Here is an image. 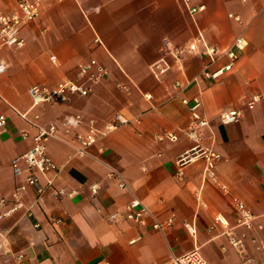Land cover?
Masks as SVG:
<instances>
[{"label":"crops","instance_id":"crops-1","mask_svg":"<svg viewBox=\"0 0 264 264\" xmlns=\"http://www.w3.org/2000/svg\"><path fill=\"white\" fill-rule=\"evenodd\" d=\"M188 1L189 8L204 9L192 14L184 0H44L39 17L22 30L25 46L0 52L8 66L0 74V116L8 122L0 132V199L11 198L23 181L15 177L11 162L31 148L35 131L15 111L30 109L31 87L77 81L79 66L90 60L109 71L87 98L72 97L37 109L42 125L57 124L60 129L47 149L61 169L55 187L65 195L48 193L37 201V189H28L25 208L0 222V264H173L174 257L195 249L209 264H240L227 229L216 218L235 226V196L264 227V0ZM17 4L0 0V15L12 14ZM200 35L221 53L241 35L248 45L234 70L220 81L202 78L209 63L202 55L183 61L169 58L171 70L154 75L151 66L163 57L164 39L185 46ZM97 37L102 46L94 43ZM226 63L222 57L212 69ZM177 81L187 85L181 94ZM254 95H261L262 101L249 111ZM198 96L200 114L209 122L202 130L203 145L222 156L216 174L229 195L205 179L203 160L188 166L184 178L178 177L176 158L193 145L185 135L191 114L182 99ZM231 109L244 116L236 124L223 125L220 116ZM78 115L83 123L68 133L63 124ZM116 115L129 123L101 138L89 156L74 157L76 135L87 134L90 121L105 130ZM27 130L31 137L24 140L21 133ZM167 133L178 135V142L156 140ZM110 167L119 171L128 188L110 176ZM39 180L46 185L45 177ZM135 199L161 221L173 217V230L164 237L126 221L125 209ZM113 214L119 216L110 220ZM184 222L196 226L195 238Z\"/></svg>","mask_w":264,"mask_h":264},{"label":"built area","instance_id":"built-area-1","mask_svg":"<svg viewBox=\"0 0 264 264\" xmlns=\"http://www.w3.org/2000/svg\"><path fill=\"white\" fill-rule=\"evenodd\" d=\"M44 0H18L17 9L9 15H0V52L5 49L19 50L25 46V40L22 38V30L29 23L35 21L41 12L42 3ZM188 0L184 3L188 6ZM190 12L196 14L201 12L204 7H190ZM236 22H241L239 16L230 15ZM96 45L102 46V41L97 37L94 40ZM247 39L239 36L233 46L225 53H221L218 47L208 45L203 36L200 35L193 42L185 46H175L172 42L164 39L162 48V59L153 64L151 69L156 77L171 70V65L168 62L169 58L183 61L188 56L202 55L209 58V63L206 64L205 70L202 72V78L208 81H220L234 70V66L238 62L241 53L247 47ZM222 57H226L227 63L216 70L212 69L213 65ZM8 66L5 61L0 60V74L6 73ZM77 81H63L57 86L51 88L46 85H34L29 93L32 99V106L25 112L15 111V113L28 125L29 128L35 131L32 136V146L24 154L14 158L11 162L12 171L17 178H22L23 181L16 187L11 198L0 199V222L11 217L15 213L23 210L24 195L29 188L37 189V201L45 194H51L54 197L65 195L63 190L55 187V181L58 178L61 169L48 154L47 144L50 140L59 137L60 129L57 124L42 125L40 123L41 116L37 109L43 105L66 103L72 97L87 98L92 92V87L100 83L103 79L109 76L107 68L101 66L96 60H90L79 66ZM190 84V83H189ZM175 88L181 94L187 88V85L180 81L175 83ZM124 89L127 90L126 87ZM145 98L150 99V94H145ZM262 101L261 95H254L247 104L249 111L254 110ZM182 102L186 105L191 114V126L185 131V135L192 142V147L180 154L175 161L178 169V177H185V169L191 164L203 160L205 162L204 177L213 185L220 188L226 195L230 194L228 187L222 184L216 174L218 163L222 160V156L205 147L203 145L202 130L209 127V122L200 114L202 109V101L200 97L193 99L183 98ZM244 112L238 109L224 111L220 116V121L223 125H233L243 118ZM83 119L81 116H76L68 119L64 124V128L69 133L74 127L81 125ZM129 121L122 115H116L114 120L107 125L105 130L97 127L95 121H90L87 134H77L75 137L76 147L74 157L89 156V149L93 147L101 138L108 133L120 127L127 125ZM6 116H0V132L7 127ZM30 131H23L21 137L27 140L31 137ZM158 142L168 141L177 143L179 136L176 134H159L156 136ZM110 176L118 179L122 188H128L127 183L122 175L114 168L110 167ZM40 177H45L47 183L45 186L40 184ZM99 187H92L93 194H98ZM74 193L69 194L72 196ZM233 207L235 210V226L230 228V225L222 219L216 218V223L222 225L226 231V236L230 245L237 251L240 259L249 261V253L246 237L254 234L252 242L258 244V249L263 255L262 264H264V235L260 236V232H264V227L258 224L257 217L253 214L250 208L244 201L238 197H232ZM119 215L113 214L109 217L110 220L117 219ZM123 218L143 229L150 228L163 235L164 237L173 230L175 219L170 217L165 221H161L158 215H155L142 201L135 199L127 205ZM151 221V222H150ZM61 223L60 220L56 222ZM184 229L193 237H196L197 229L193 223L184 222ZM243 229L244 232L239 234L238 230ZM259 236V237H258ZM24 256L19 255L18 260H23ZM173 264H209L205 256L199 249H195L182 257H174Z\"/></svg>","mask_w":264,"mask_h":264},{"label":"rangeland","instance_id":"rangeland-1","mask_svg":"<svg viewBox=\"0 0 264 264\" xmlns=\"http://www.w3.org/2000/svg\"><path fill=\"white\" fill-rule=\"evenodd\" d=\"M238 232H239V234H242L244 232V230L239 229ZM253 237H254V234L246 237V239H245V242L247 244V250L249 253L248 257L250 258V260L249 261H243L242 259H240V264H262L263 255H262L261 251L258 249L259 245L251 241Z\"/></svg>","mask_w":264,"mask_h":264}]
</instances>
